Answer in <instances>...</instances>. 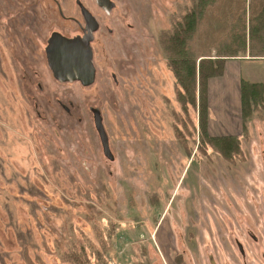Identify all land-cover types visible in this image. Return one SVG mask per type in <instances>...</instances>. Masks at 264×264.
I'll return each instance as SVG.
<instances>
[{
    "label": "rangeland",
    "instance_id": "rangeland-1",
    "mask_svg": "<svg viewBox=\"0 0 264 264\" xmlns=\"http://www.w3.org/2000/svg\"><path fill=\"white\" fill-rule=\"evenodd\" d=\"M59 1L69 12L75 0ZM112 1L92 45L96 81L82 87L57 81L46 56L53 32L78 29L50 0H0V264H76L68 253L86 264H200L213 254L210 241L200 247L202 211L212 225L221 210L262 220L248 260L264 264V103L243 123L228 79L209 82V133L239 138L229 171L200 145L198 113L177 102L160 42L191 0ZM238 24L209 15L194 56L221 55ZM250 45L243 57L254 59Z\"/></svg>",
    "mask_w": 264,
    "mask_h": 264
},
{
    "label": "trees",
    "instance_id": "trees-1",
    "mask_svg": "<svg viewBox=\"0 0 264 264\" xmlns=\"http://www.w3.org/2000/svg\"><path fill=\"white\" fill-rule=\"evenodd\" d=\"M209 15L218 21L222 20V15L226 18L233 16L239 19V24L233 25L231 29V44L224 50L225 55L221 53L216 58L208 55L197 57L194 56L193 45L201 22ZM223 29L226 30L227 26ZM263 34L264 0H191L182 8L171 29L160 36L161 45L167 54V67L175 79L177 102L186 113L190 109L198 113L200 145H206V152L212 150L233 164L240 159L239 138L227 134L213 136L208 131V86L211 80L224 76L228 61L246 55L248 37L250 48L258 49L255 48L258 45L259 54L264 55ZM240 94L244 123L246 119L253 117L264 103L261 102L264 98V84L242 81ZM65 258L68 263L88 262L79 259L75 253H68Z\"/></svg>",
    "mask_w": 264,
    "mask_h": 264
},
{
    "label": "flooded vegetation",
    "instance_id": "flooded-vegetation-1",
    "mask_svg": "<svg viewBox=\"0 0 264 264\" xmlns=\"http://www.w3.org/2000/svg\"><path fill=\"white\" fill-rule=\"evenodd\" d=\"M50 1L54 4V12H56L61 23L64 26L72 25L78 29V32L73 36L66 35L65 32L61 31L53 32L52 35L58 33L70 39L89 40L91 45L98 41H96L95 35L101 31L99 18L105 16L107 22L111 21L112 17H115V4L112 0L106 4L103 3L104 5L98 3L97 0H92L91 4L88 0H75L74 3L68 6L69 12L59 0ZM78 83L84 87L80 82ZM218 156L221 155L218 154ZM221 158L227 163L229 171L236 164L226 161L222 156ZM202 213L203 216L199 222L200 247L203 252L207 251L209 244L205 243L210 241L213 254L211 259L209 255L206 257L207 260L200 258V264H260L263 262L262 259L256 262L248 260V250L251 249V241L256 245L261 242L260 238L255 235L254 230H261L262 220L257 217L255 222L252 223L248 220L246 213L244 215L240 214L238 217L236 211L221 210V212L214 211L212 225H209V213L206 214L203 211ZM206 233L209 239H207ZM247 240L249 241L248 245H246Z\"/></svg>",
    "mask_w": 264,
    "mask_h": 264
},
{
    "label": "water",
    "instance_id": "water-1",
    "mask_svg": "<svg viewBox=\"0 0 264 264\" xmlns=\"http://www.w3.org/2000/svg\"><path fill=\"white\" fill-rule=\"evenodd\" d=\"M98 3L110 0H97ZM47 62L54 78L59 82H80L84 87L92 86L96 81L94 52L91 42L81 39H70L54 33L46 48ZM95 125L100 135L104 152L110 153L108 137L100 117L95 112Z\"/></svg>",
    "mask_w": 264,
    "mask_h": 264
},
{
    "label": "crops",
    "instance_id": "crops-1",
    "mask_svg": "<svg viewBox=\"0 0 264 264\" xmlns=\"http://www.w3.org/2000/svg\"><path fill=\"white\" fill-rule=\"evenodd\" d=\"M263 49H264V34H263ZM253 58L254 59H251L249 56V57H241L238 59L228 61L226 64V70L224 76L222 78L215 79V80H222V83H224V81L228 79L229 83L232 84V88L231 85L229 84V89L227 93L229 101L227 105L234 107L235 114L236 112L237 114H240V110H241V94H240L241 82L246 81L249 83L264 84V67L261 69L259 68V70L253 67L256 63H261L264 65V55L258 54L257 57L254 56ZM209 87L211 89V86ZM229 90H231V93L229 92ZM213 115H214L213 113L210 115V119H209L210 123H212ZM236 116L237 115H235V117ZM235 123L236 121L234 119H231L230 124L232 125Z\"/></svg>",
    "mask_w": 264,
    "mask_h": 264
}]
</instances>
